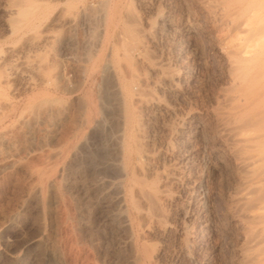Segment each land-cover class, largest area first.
Listing matches in <instances>:
<instances>
[{"label":"rangeland","instance_id":"374dc122","mask_svg":"<svg viewBox=\"0 0 264 264\" xmlns=\"http://www.w3.org/2000/svg\"><path fill=\"white\" fill-rule=\"evenodd\" d=\"M263 63L264 0H0V264H264L215 116Z\"/></svg>","mask_w":264,"mask_h":264},{"label":"bare ground","instance_id":"6f19581e","mask_svg":"<svg viewBox=\"0 0 264 264\" xmlns=\"http://www.w3.org/2000/svg\"><path fill=\"white\" fill-rule=\"evenodd\" d=\"M18 3V2H17ZM18 14L21 17H25L27 15V13H25V10H22V12L17 11ZM253 37V36H252ZM259 35H256L255 38L258 39ZM255 43L259 42L258 40L254 41ZM258 44H255L253 46H251V50L249 51V49H246L244 51H241L242 53H239L244 55V54H248V52L252 53L253 51L259 52V49H256ZM248 50V51H246ZM246 51V52H245ZM257 54V53H255ZM254 54V55H255ZM247 56V55H246ZM249 56V55H248ZM243 62V61H242ZM245 62V61H244ZM2 64V63H1ZM237 64V62H236ZM264 64V63H263ZM239 65V64H238ZM259 65V64H258ZM258 65H256V67H258ZM2 66V65H1ZM151 66V65H150ZM3 67V66H2ZM168 67V65H167ZM166 67V68H167ZM263 67V66H262ZM150 68V67H149ZM240 72L237 73L235 76H233L232 83L229 87V89L227 90L226 94H224L222 96V99L220 100V103L218 104L219 108L218 111L216 112L215 110V116L218 118L217 121L219 122V126L221 127V129H224V131H228V140L229 143L226 141L227 143V149L229 151H231V154L233 159H234V163L236 165L237 170H239V173H242V176L240 177V183H238V185L240 184L239 187H236L235 191V195L236 197L234 198L233 202L237 203V206H240L242 209V215L240 217V220L242 221V219H246L249 222H260V224H262L261 222H264V204H262L261 202L258 203V199H253V195L255 193H257L259 195V193H262L264 196V79H262L261 77V73H259L260 75L254 76L253 77H248L246 73H248V71L243 72V69L247 68V67H243L240 65ZM259 68V67H258ZM159 69V68H158ZM167 70V69H166ZM169 70V69H168ZM258 70V69H255ZM260 72L261 69L259 68ZM259 70L257 72H259ZM263 70V69H262ZM0 72H2L0 70ZM169 73V71H167ZM165 73V72H164ZM257 74V73H256ZM1 75V73H0ZM251 74H249L250 76ZM174 76V75H173ZM261 76V77H259ZM152 77V76H151ZM164 77V76H163ZM171 77V76H170ZM0 81L2 80V75L0 76ZM146 78V77H145ZM5 80V79H4ZM1 84V82H0ZM147 84V83H146ZM158 85L160 88L163 89H167V91L169 92H177L176 91V85L174 83V81L170 78H165L163 79V81H161L160 83L158 82ZM159 88V89H160ZM1 89V88H0ZM259 91V93H258ZM2 94V93H1ZM0 94V96H1ZM147 100V99H146ZM149 100V99H148ZM157 101V100H156ZM146 102V101H144ZM125 103V102H123ZM150 104V106L152 107H156L159 106L160 104L157 102H153V100L148 102ZM127 104V103H126ZM148 104V105H149ZM124 105V104H123ZM122 105V106H123ZM142 105V104H141ZM146 105V104H145ZM126 106V105H124ZM143 106V105H142ZM2 107V106H1ZM0 107V108H1ZM125 108V107H124ZM229 108V109H228ZM127 106H126V110H127ZM226 109L225 111L231 110L232 112H237V114L232 115L231 113H229V115L227 113H224L222 110ZM228 109V110H227ZM124 110V109H123ZM125 110V111H126ZM143 110V109H142ZM247 110V113L251 112H257L254 115H248L250 117V121L252 119V122L250 126L252 127H256L253 130H238V129H229L226 124H224L223 119L225 120V118H223L224 115H228L231 117H235L236 115L239 114V117L242 118L243 122L245 121V118L243 119V117H246L245 115L247 114L246 112H244L245 115H242L241 113ZM138 111V110H137ZM127 112V111H126ZM125 112V113H126ZM128 113V112H127ZM120 114V113H119ZM261 116H260V115ZM130 115V114H129ZM260 116V120L259 118H256L257 116ZM128 116V115H127ZM214 116V117H215ZM238 117V116H237ZM256 118V122H255V118ZM131 118V117H130ZM127 119V118H125ZM124 119V120H125ZM228 119V118H227ZM128 122V121H127ZM248 122V119H247ZM141 123V122H138ZM247 124H250L247 123ZM144 125V124H143ZM145 126V125H144ZM139 127V125H138ZM142 127V126H141ZM136 128V127H135ZM175 129V128H174ZM141 130V129H140ZM136 131V130H135ZM143 131V130H142ZM225 132V133H226ZM138 133V132H137ZM143 133V132H142ZM32 134V133H31ZM138 135V134H137ZM176 135V134H175ZM171 140V139H170ZM83 141V140H82ZM143 141V140H142ZM224 141V142H225ZM137 142V140H136ZM171 142V141H170ZM138 143V142H137ZM141 143V142H140ZM140 145V144H139ZM129 146V145H128ZM226 146V145H225ZM118 147V146H117ZM125 147V146H124ZM170 148V147H169ZM172 148V147H171ZM123 150V149H122ZM227 150V151H228ZM140 152V151H139ZM126 154V153H125ZM143 154V153H142ZM124 155V154H123ZM153 155V154H152ZM138 156V154H137ZM142 156V155H141ZM139 157V156H138ZM147 157V156H146ZM150 157V156H148ZM231 157V158H232ZM129 159V158H128ZM147 159V158H146ZM149 161L154 160L153 157H151L150 159H148ZM137 166V165H136ZM147 168V167H146ZM145 168V169H146ZM119 169V168H118ZM125 169V168H124ZM152 170V169H151ZM122 170H120L121 172ZM145 172V171H144ZM238 173V172H237ZM254 177V178H253ZM239 179V178H238ZM175 180V179H174ZM138 184L142 185L143 184L141 182H139L138 180ZM141 186V187H142ZM142 193V192H141ZM157 193V192H156ZM37 194V190L32 191L30 193V196H36ZM160 195V194H159ZM259 197V196H258ZM147 202L149 206H156V199H157V195H148L147 197ZM261 198V199H260ZM259 200L262 201V197H260ZM158 200V199H157ZM162 200V199H161ZM254 200V201H253ZM258 202H257V201ZM156 202V203H155ZM155 203V205H154ZM161 203V202H160ZM151 204V205H150ZM254 205H256L255 207H253ZM163 206V205H162ZM152 207V208H153ZM255 208L256 211L255 212H248V208ZM155 208V207H154ZM248 210H246V209ZM251 208V209H253ZM157 209V207H156ZM159 210V209H158ZM160 211V210H159ZM163 212V211H162ZM159 213V212H158ZM123 216L125 217V224L126 227L128 228L131 224V222L128 224V218L127 215L123 214ZM238 217V216H237ZM239 220V222H240ZM245 221V220H243ZM242 221V222H243ZM241 224V222H240ZM246 229V228H245ZM251 235V234H250ZM256 235V234H255ZM259 236V235H258ZM254 237V236H253ZM262 237V236H261ZM255 239V238H254ZM254 241V240H253ZM132 242V241H131ZM130 245V244H129ZM131 246V245H130ZM132 248V247H131ZM137 254V253H136ZM147 254V253H146ZM145 254V255H146ZM135 255V254H134ZM137 256V255H136ZM139 257V256H138ZM137 257V258H138ZM148 257V256H147ZM152 257V256H151ZM139 259V258H138ZM138 259L135 260V256L133 257V261L135 262ZM151 261V260H150ZM136 263V262H135Z\"/></svg>","mask_w":264,"mask_h":264}]
</instances>
